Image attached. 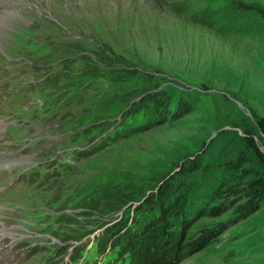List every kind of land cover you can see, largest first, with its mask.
<instances>
[{
	"label": "rangeland",
	"instance_id": "1",
	"mask_svg": "<svg viewBox=\"0 0 264 264\" xmlns=\"http://www.w3.org/2000/svg\"><path fill=\"white\" fill-rule=\"evenodd\" d=\"M234 1L264 10V0L2 3L11 15L0 24V264H114L119 253L101 256L96 239L130 225L132 206L177 163L251 157L241 128L264 117V23L229 14ZM155 88L188 114L116 135ZM235 216L200 219L192 237L225 227L179 264H264V200L227 224Z\"/></svg>",
	"mask_w": 264,
	"mask_h": 264
},
{
	"label": "trees",
	"instance_id": "2",
	"mask_svg": "<svg viewBox=\"0 0 264 264\" xmlns=\"http://www.w3.org/2000/svg\"><path fill=\"white\" fill-rule=\"evenodd\" d=\"M227 12L242 17L257 16L264 23V10L256 6L234 1ZM169 103L165 92L150 90L132 103L135 114H126L118 124L116 135L127 138L178 121L188 114L185 102H178L175 110ZM253 117L254 125L241 128V140L251 157L239 151L234 158L216 164L208 153L184 158L175 165L178 171L174 175L163 176L143 195L141 203L132 206L130 225L129 219L119 220L103 231L95 241L98 254L105 256L110 247L119 253V260L114 264H179L204 250L225 227L216 225L192 237L188 231L200 219L232 211L236 216L227 223L231 225L258 211L264 200V153L255 137L264 144V117L255 114ZM108 145L103 143L89 153L79 152L76 158L89 157ZM215 167L227 171L228 175L210 177Z\"/></svg>",
	"mask_w": 264,
	"mask_h": 264
},
{
	"label": "bare ground",
	"instance_id": "3",
	"mask_svg": "<svg viewBox=\"0 0 264 264\" xmlns=\"http://www.w3.org/2000/svg\"><path fill=\"white\" fill-rule=\"evenodd\" d=\"M7 0H0V24H5L7 23L8 21V18L10 17L11 15V11H10V8L8 7L7 8V5L5 4H2L3 2H6ZM10 2H18L20 0H8ZM12 7V6H11Z\"/></svg>",
	"mask_w": 264,
	"mask_h": 264
}]
</instances>
